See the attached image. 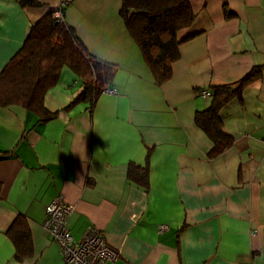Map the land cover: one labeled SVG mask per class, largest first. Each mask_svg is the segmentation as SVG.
Wrapping results in <instances>:
<instances>
[{"label":"crops","instance_id":"0c3cea01","mask_svg":"<svg viewBox=\"0 0 264 264\" xmlns=\"http://www.w3.org/2000/svg\"><path fill=\"white\" fill-rule=\"evenodd\" d=\"M39 1L45 6L0 0V68L32 24L65 1L64 18L88 50L116 65L115 91H103L92 109L68 107L81 80L64 67L45 95L52 119L0 107V150H8L0 159V264H21L10 233L18 216L33 245L27 262L62 264L43 227L57 197L74 207L73 237L102 231L119 252L114 264H264V0H192L194 35L163 83L127 31L121 0ZM255 68L241 98L220 111L233 142L211 156L195 122L211 99L201 91ZM146 162L148 187L129 176L131 163Z\"/></svg>","mask_w":264,"mask_h":264},{"label":"trees","instance_id":"16d2710c","mask_svg":"<svg viewBox=\"0 0 264 264\" xmlns=\"http://www.w3.org/2000/svg\"><path fill=\"white\" fill-rule=\"evenodd\" d=\"M20 4L33 8L45 6L39 0H20ZM65 6L59 4L32 24L21 47L0 68V107L22 108L36 116L38 123L52 119L56 112L45 106V95L57 84L64 67L81 80V88L68 107L86 102L92 109L98 96L111 86L116 65L88 50L75 26L65 20ZM56 11L60 12L59 16L55 15ZM120 16L156 82L167 81L172 75V64L179 57L181 43L194 35L189 30L197 18L193 1L121 0ZM258 71L252 69L235 82L212 85L209 106L196 111V124L212 141L211 156L223 152L233 142V137L223 129L220 111L231 100L241 98L245 83L253 81ZM7 153L8 150H0V159ZM147 174V162L143 167L135 163L129 165V176L144 187L149 183ZM10 233L15 243L14 258L21 264H29L27 258L33 245L27 221L18 216Z\"/></svg>","mask_w":264,"mask_h":264},{"label":"built area","instance_id":"2783aa9c","mask_svg":"<svg viewBox=\"0 0 264 264\" xmlns=\"http://www.w3.org/2000/svg\"><path fill=\"white\" fill-rule=\"evenodd\" d=\"M55 15L59 16L60 12L56 11ZM103 91L115 90L107 88ZM201 94L209 96L211 91L204 89ZM73 209V205L65 202L61 197L55 198L46 207L43 227L58 244L62 264H114L119 252L108 244L102 231L92 228L80 239L73 237L67 226V218ZM163 227L160 226L161 229Z\"/></svg>","mask_w":264,"mask_h":264},{"label":"bare ground","instance_id":"6f19581e","mask_svg":"<svg viewBox=\"0 0 264 264\" xmlns=\"http://www.w3.org/2000/svg\"><path fill=\"white\" fill-rule=\"evenodd\" d=\"M64 2H65V1H63V3H64ZM61 4H62V2H61ZM107 88H108V87H107ZM107 88H105V89H107ZM105 89H104V90H105Z\"/></svg>","mask_w":264,"mask_h":264}]
</instances>
